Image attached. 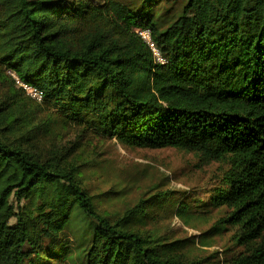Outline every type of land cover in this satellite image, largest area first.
I'll use <instances>...</instances> for the list:
<instances>
[{
  "label": "trees",
  "instance_id": "obj_1",
  "mask_svg": "<svg viewBox=\"0 0 264 264\" xmlns=\"http://www.w3.org/2000/svg\"><path fill=\"white\" fill-rule=\"evenodd\" d=\"M90 137L223 168L202 193L162 182L102 210ZM75 209L94 222L83 264H264V0H0V264H69ZM216 209L197 236L166 222ZM229 227L207 263L198 243Z\"/></svg>",
  "mask_w": 264,
  "mask_h": 264
},
{
  "label": "rangeland",
  "instance_id": "obj_2",
  "mask_svg": "<svg viewBox=\"0 0 264 264\" xmlns=\"http://www.w3.org/2000/svg\"><path fill=\"white\" fill-rule=\"evenodd\" d=\"M85 160L87 173L93 176L89 185L94 187L96 193H105L100 198L99 206L111 212L122 211L127 205L134 204L144 191L162 182L167 184L166 188L180 193L192 189L202 193L214 185L215 175L220 174L223 168L221 163L206 162L194 152L174 147L133 148L116 138L105 140L90 137ZM110 190L112 192L107 194ZM225 212L214 210L212 221L199 229L186 226L177 218L167 219L166 222L181 236H197ZM93 227L94 222L85 218L80 210L73 211L64 229V238L72 251L69 264H83ZM229 229L221 237L215 238L212 245L198 243L197 252L209 256L207 263L217 259V256L224 257L223 249L231 244L234 234L233 228Z\"/></svg>",
  "mask_w": 264,
  "mask_h": 264
},
{
  "label": "built area",
  "instance_id": "obj_3",
  "mask_svg": "<svg viewBox=\"0 0 264 264\" xmlns=\"http://www.w3.org/2000/svg\"><path fill=\"white\" fill-rule=\"evenodd\" d=\"M140 35L143 37V39L151 46V48L153 49L154 51V54H155V57L157 58V60L159 61H163L159 51L156 49L154 43L152 42L151 40V37H150V34L148 31H141L139 32ZM17 81L23 86V88L33 97L35 98L36 100L40 101L42 99V95L41 93L36 89V88H33L31 87L30 85L28 84H24V83H21L18 79Z\"/></svg>",
  "mask_w": 264,
  "mask_h": 264
}]
</instances>
